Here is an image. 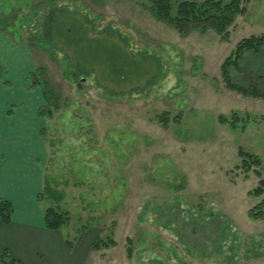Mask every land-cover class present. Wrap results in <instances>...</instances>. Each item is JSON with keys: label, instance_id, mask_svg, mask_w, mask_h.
I'll return each mask as SVG.
<instances>
[{"label": "rangeland", "instance_id": "rangeland-1", "mask_svg": "<svg viewBox=\"0 0 264 264\" xmlns=\"http://www.w3.org/2000/svg\"><path fill=\"white\" fill-rule=\"evenodd\" d=\"M243 4L219 33L179 30L149 0H0V30L45 92L43 207L70 216L65 240L111 244L87 264H264V216L250 215L264 200V98L227 89L220 70L264 34V0ZM239 149L260 165L246 172Z\"/></svg>", "mask_w": 264, "mask_h": 264}, {"label": "crops", "instance_id": "crops-1", "mask_svg": "<svg viewBox=\"0 0 264 264\" xmlns=\"http://www.w3.org/2000/svg\"><path fill=\"white\" fill-rule=\"evenodd\" d=\"M31 56L19 51L0 30V201L14 208L12 221H0V252L7 250L23 264H87L93 237L67 249L64 233L44 224L45 147L39 111L43 95L27 85Z\"/></svg>", "mask_w": 264, "mask_h": 264}, {"label": "trees", "instance_id": "trees-1", "mask_svg": "<svg viewBox=\"0 0 264 264\" xmlns=\"http://www.w3.org/2000/svg\"><path fill=\"white\" fill-rule=\"evenodd\" d=\"M152 9L159 19L166 20L175 25L179 30L190 29L193 23H199L205 29L212 28L219 33H224L228 26L232 23L238 14L244 13L246 7L243 0H149ZM57 10L51 7V10L42 20L43 31L40 29V38L45 42H49L52 36L54 24L56 22ZM47 37V38H46ZM46 38V39H45ZM249 55L250 62L243 68L242 61L245 55ZM221 76L227 89L238 92L245 97L264 98V34L261 36H251L242 39L236 46L234 52L223 62L221 66ZM235 72L237 77L241 76L242 80H235L233 76ZM31 82L37 83V75L33 72L30 75ZM32 84V86H34ZM44 91L42 92L43 97ZM39 116L44 117V113L40 110ZM226 120V118H224ZM238 115L233 116V125L237 126L240 122ZM164 120V118L162 119ZM244 127V126H243ZM239 156L242 158L243 168L249 172L254 165H260L259 159L253 154H249L239 149ZM264 189V179H261L259 186L255 188L253 194L260 195ZM43 193L39 194L38 200L42 201ZM14 213L13 205L6 200L0 201V221L4 225H8L12 221ZM253 218L264 216V200L260 202L256 208L250 211ZM44 224L50 231L62 230L70 221V216L66 213L55 211L53 208L44 210ZM74 242L66 240L68 250H71ZM110 243L97 240L93 243V250L101 247L108 248ZM0 264H23L20 260L13 258L10 253L5 250L0 252Z\"/></svg>", "mask_w": 264, "mask_h": 264}]
</instances>
